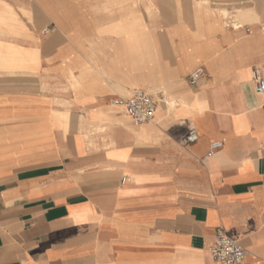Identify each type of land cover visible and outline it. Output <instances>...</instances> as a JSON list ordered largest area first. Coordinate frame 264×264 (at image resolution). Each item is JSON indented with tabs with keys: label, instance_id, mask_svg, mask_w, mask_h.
Masks as SVG:
<instances>
[{
	"label": "crops",
	"instance_id": "crops-1",
	"mask_svg": "<svg viewBox=\"0 0 264 264\" xmlns=\"http://www.w3.org/2000/svg\"><path fill=\"white\" fill-rule=\"evenodd\" d=\"M181 1L189 12L166 29H134L144 32L145 49L129 43L126 61H106L101 39L112 37L117 50L122 43L98 25L120 14L105 19L92 8L80 26L70 21L64 46L42 30L36 37L46 45L13 51V39L0 42V77L82 87L0 91V264H218L211 256L218 231L239 242L243 264H264V94L252 81L254 69L264 79V0L237 8ZM110 3L121 4L96 5ZM78 32L96 44L78 51ZM198 68L203 76L191 86ZM154 69L176 101L196 97L209 108L160 109L147 124L116 123L106 97L119 95L116 86H148ZM100 110L111 121L94 131ZM191 127L198 140L184 146Z\"/></svg>",
	"mask_w": 264,
	"mask_h": 264
},
{
	"label": "rangeland",
	"instance_id": "rangeland-1",
	"mask_svg": "<svg viewBox=\"0 0 264 264\" xmlns=\"http://www.w3.org/2000/svg\"><path fill=\"white\" fill-rule=\"evenodd\" d=\"M87 0H0V15L4 13H10L11 19L15 21V25L13 27H10V30L16 31L17 35L13 36L10 34L6 33L3 31V29H0V42H7V40L13 39V43L11 46H9L10 50L14 49V45H25V46H41V45H46L42 42V40L38 41L37 39V33L36 30H42L44 35H53L55 37V41L52 43L56 46H64L66 45V39L65 35H67V28L70 26V21H75L79 26L81 25V17L82 15H85L87 13L86 9H91L93 10L94 14H103L105 15L104 18L107 19L108 14L112 13H119L120 18L126 17L130 18L129 15H136L138 16V22L139 24L143 25V27L146 29L149 28H154L152 27V23L154 22V26L160 27V17L162 14H165L169 18V24H172L173 16L178 17L182 16L186 13L189 12L188 8L184 4L185 2H182L181 0H129L127 4V7L125 8L124 0H120V5L119 4H111L110 5H101L98 6L96 5L98 0H90L94 2L95 4L91 6H85L82 5L84 2ZM241 0H218L219 3L223 5H230L234 8L238 7V4ZM129 4H132V9L130 10ZM180 4V5H179ZM180 7V8H179ZM121 8H125L126 10L123 12ZM183 8V9H182ZM102 10V11H99ZM106 10V11H105ZM115 10V12H114ZM237 9H234V12ZM99 11V12H98ZM162 14H161V13ZM177 15V16H176ZM232 14H227L225 17H230ZM103 18V17H102ZM117 22L109 21L106 20L104 23L100 22L98 25L104 26L102 27L105 28L108 25H114ZM69 25V26H68ZM68 26V27H67ZM59 27V28H58ZM99 28V27H98ZM140 30V29H139ZM22 33V35H20ZM24 33V34H23ZM112 35V33L110 34ZM35 36V37H34ZM82 36V37H81ZM86 33L84 32H78L77 37L74 38L73 40V46L78 49V51L82 50V47H86L87 44H96V42H88L86 39ZM8 38V39H7ZM22 42L19 43L18 41ZM116 40V39H115ZM88 42V43H87ZM103 46L101 43L98 41L97 45H101V47L104 48L105 51V57L106 61H110L113 59V55H121L122 60L126 61L128 59V54H127V47L126 43H123L122 46L120 47V50H117V48L114 47L113 42H112V37H106L101 39ZM68 45L69 42H67ZM122 43V41H121ZM10 44V43H9ZM154 50V54L157 52V47L154 45L152 46ZM16 51V50H13ZM45 51V50H44ZM150 55L149 57H152L151 55V49H149ZM3 53V52H2ZM45 55H42V57ZM102 56V54H101ZM148 57V58H149ZM155 60V58L153 57ZM36 60V59H35ZM2 66L6 67V64L3 62L1 63ZM0 64V68H1ZM3 67V68H4ZM2 71V69H0ZM7 71V70H5ZM159 70L154 69L153 76L154 79L157 81L156 85H150V87L153 88H163L164 85H162V82L158 79L160 72L158 73ZM8 72H13L11 69L8 70ZM107 73L111 74V70L106 71ZM125 72L128 73V70H125ZM121 73H124L122 70ZM1 76V75H0ZM4 78L0 77V91L2 90H13V89H36V90H45L47 89L48 91L50 90L53 93H58V94H66L68 92H71V89L65 86H49V87H44V86H39L38 80H35V82L32 81V83L28 82L27 78H16L15 76H3ZM19 84V85H18ZM23 84H25L23 86ZM73 86V85H71ZM120 86H116L117 89L120 90ZM126 92H129V96L136 91L133 86H123ZM78 90V89H77ZM76 89H73L74 93H80L82 90L79 89L77 91ZM125 92V93H126ZM164 92V95H166L167 98H170L171 96L168 94V92L165 90V87L160 91ZM119 93V92H118ZM121 93V92H120ZM119 95H124L125 93L122 92ZM147 94H151L153 96L159 97L156 92H146ZM162 94V93H161ZM119 95H110L106 97L105 100V105L108 107L107 109L113 110V108L110 106V102L115 96ZM163 95V94H162ZM121 97V96H120ZM117 112V110H116ZM102 110L98 112L99 118H98V123H95L96 126H99L101 128H104L102 131L105 130L106 126L101 125V121L104 120V122L108 123L111 120L108 118L103 119V114ZM121 115V114H120ZM117 117V115H116ZM125 118V117H124ZM126 121H129V119L126 117ZM94 131H99L95 130Z\"/></svg>",
	"mask_w": 264,
	"mask_h": 264
},
{
	"label": "built area",
	"instance_id": "built-area-1",
	"mask_svg": "<svg viewBox=\"0 0 264 264\" xmlns=\"http://www.w3.org/2000/svg\"><path fill=\"white\" fill-rule=\"evenodd\" d=\"M248 32L249 29L245 28ZM203 69H196L188 78L191 86H195L203 76ZM252 81L254 82V91L258 95L264 94V79L260 76L259 71H252ZM158 96L164 99L160 93ZM158 100L155 96L143 91H134L129 97H116L110 102L114 109H122V113L134 125H143L151 122L158 109ZM198 140V133L195 128H189L186 136L181 141L182 145H192ZM223 142H215L210 145L208 156L211 157L220 149ZM127 179H122L124 184ZM211 256L218 264H243L245 253L238 241L226 235L223 231H218L215 235L214 243L211 248Z\"/></svg>",
	"mask_w": 264,
	"mask_h": 264
},
{
	"label": "bare ground",
	"instance_id": "bare-ground-1",
	"mask_svg": "<svg viewBox=\"0 0 264 264\" xmlns=\"http://www.w3.org/2000/svg\"><path fill=\"white\" fill-rule=\"evenodd\" d=\"M128 1L129 0H124L123 1L124 2L123 5L127 4ZM126 7H127V5H125V8ZM125 8H121V10L124 12L126 10ZM188 10H189V8H188ZM223 13H224L223 14L224 16L227 15L226 12H223ZM243 15H244V13H243ZM173 17H175V16H173ZM130 18H131V20H129L125 16L122 17L120 19V21H118L114 25H112V26L111 25H108L107 27L103 28V33H110V34L112 33V34H115V35L119 36V40L122 41V44L123 43H126V47L129 46V43H130L131 47H133V45H135L136 43L138 44L139 42H143V46L142 47L145 49V41H146V38L144 37V32L143 31L142 32H137V34H135V35L133 33L134 29H136V30H139V29L140 30H145V28L143 27V25L139 24L140 22H138V16H136V17L131 16ZM188 19H189V17H188ZM151 23H152L151 24L152 27H154L153 29L164 30V29H166V27L169 26L168 25L169 24V18L165 14H162L161 17H160V23H161L160 24L161 25L160 27L154 26L155 25L154 22H151ZM14 25H15V21L13 19H11V17H10L9 14H2V15H0V29H3V30L10 29V27H13ZM234 27H236V26L234 25ZM176 29H178V28H176ZM178 30L179 31H176L175 33L177 35H180V33H182L181 32L182 28H179ZM12 34L13 35H16V31L13 32ZM153 54H154V50H153V48H151V55L153 56ZM154 77L155 76H153V78L151 80L150 79L147 80V82L149 84L148 86H136L135 85V86H133V88L136 91H143L145 93L146 92H156V94L162 93L164 99H161L160 97H157V100L159 102L157 111H159L160 109H163V110L167 111L168 113H170L171 111L178 110V108H180V109H183V111H185L186 114H191L192 115L193 113L202 112L203 110L209 108V105H208L207 102L201 101V100H199L196 97L189 104L186 103L182 99H180V101H176L172 97L167 98L166 95H164V92H160L165 87L164 83L162 84V85H164L163 88L156 87V88H153L152 89L150 87V85H156V83H157V81L154 79ZM69 88L72 91H73V89L74 90L75 89L76 90L77 89L78 90L80 89L79 86H74L73 88H71V87H69ZM119 88H120L119 91H121V93L122 92H124V93L126 92L123 86H120ZM165 90H166V88H165ZM126 93H129V92H126ZM117 112H118L117 113V117H115V120L114 121L116 123H120V124L126 122V120H125L126 116L122 113V109L117 110ZM94 129L95 130L102 131L104 128H101V127L97 126V127H94Z\"/></svg>",
	"mask_w": 264,
	"mask_h": 264
}]
</instances>
